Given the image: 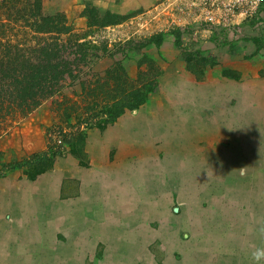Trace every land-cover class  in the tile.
<instances>
[{
	"label": "rangeland",
	"instance_id": "obj_1",
	"mask_svg": "<svg viewBox=\"0 0 264 264\" xmlns=\"http://www.w3.org/2000/svg\"><path fill=\"white\" fill-rule=\"evenodd\" d=\"M193 1L43 0L44 13L64 12L81 32L86 29L81 14L86 4L124 16L116 24L94 28L87 37L108 41L111 47L160 31L171 39L145 49L160 56L163 73L158 91L141 107L125 111L104 127L89 128L83 136L64 137L58 126L69 130L67 122L48 99L0 137V177L16 173L17 178L35 180L53 169L54 162L63 165L74 158V166L89 167V139H101L116 127L121 133L111 134L117 142H111L108 158L102 160L113 161L117 174L128 163L141 170L134 187L143 194L140 200H0V264H264L252 255L264 249V115H255V101L242 108L237 69H223L226 58L205 50L215 63L202 76L189 70L182 58L183 46L195 49L212 41L234 54L243 46L237 40L249 39L241 25L195 36L198 25H210L195 21ZM176 27L182 31L181 46L175 42ZM243 53L241 61L250 60L254 52ZM138 57L133 51L126 56L116 50L96 61L93 69L103 73L122 59L135 75ZM182 71L204 88L187 82ZM211 72L226 79H213ZM211 83L218 85L219 93L206 87ZM79 92L77 81L63 87L58 97ZM157 105L175 113H162V119L150 120L149 126L147 121L139 124L144 110L150 107L155 114ZM26 138L33 139L36 149L22 147ZM46 153L53 163L38 171L34 163Z\"/></svg>",
	"mask_w": 264,
	"mask_h": 264
},
{
	"label": "trees",
	"instance_id": "obj_2",
	"mask_svg": "<svg viewBox=\"0 0 264 264\" xmlns=\"http://www.w3.org/2000/svg\"><path fill=\"white\" fill-rule=\"evenodd\" d=\"M42 8L43 0H0V137L48 99H53L54 111L69 127L58 126L59 135L75 137L139 108L158 91L163 73L160 56L145 49L151 44L159 46L165 32L132 37L111 47L108 41L95 42L87 37L94 28L116 24L124 16L86 4L81 11L86 29L81 32L64 12L44 13ZM173 31L176 44L181 46L180 27ZM116 45L123 55L131 51L139 54L135 75L129 73L122 59L103 73L93 69L96 61L113 55ZM182 52L188 69L199 76L215 63L214 57L201 49L183 46ZM77 81L79 93L58 97L63 87ZM73 117L77 118L75 123L70 122ZM52 163V156L46 153L34 165L44 171Z\"/></svg>",
	"mask_w": 264,
	"mask_h": 264
},
{
	"label": "crops",
	"instance_id": "obj_3",
	"mask_svg": "<svg viewBox=\"0 0 264 264\" xmlns=\"http://www.w3.org/2000/svg\"><path fill=\"white\" fill-rule=\"evenodd\" d=\"M240 25V29L247 35L245 38L249 40H237V45L243 46L234 54L228 52V46H223L222 49L217 48L212 41L202 42L197 44V47L203 51L213 50L222 57V59L226 58L227 62H225L223 69H227V71L237 69V74H234V76L240 80L239 91L242 108H246L244 104L247 105L255 101V115L261 116L264 115V57L262 56L264 50L258 39L250 36V34L254 32L250 23L243 22ZM170 39L171 37L169 38V35H167L160 45L169 42ZM229 43L232 44L234 42L232 41ZM246 50L254 53L250 60L242 59L241 61L244 55L243 52ZM240 62L244 63L242 64ZM247 63L252 64L248 65ZM211 73L212 75L209 77H214L213 79H226L224 75L220 76V74L214 75L213 72ZM181 74H183L182 76H184V78L186 77L187 82L191 84L196 82L194 76L192 77L191 74L190 77L183 71ZM194 85L197 86V84ZM206 87L208 89L210 88L213 93H219L217 90L218 85L215 83H211ZM203 88L204 87L198 89ZM141 105L139 107H141ZM148 106H150V104H148ZM169 107L171 106L169 105ZM169 107L166 105H159L157 110L159 114L162 110L161 113L166 115L174 114L175 111L169 110ZM181 107L184 109L188 108L183 105ZM152 115L150 107L148 110H144L143 114L139 116V124H141V121H145V118L147 125H152L151 121H148L152 118ZM158 119L160 120L161 116H158ZM111 130L115 131L111 133L113 135L121 133L120 129H118L117 132L116 127H113ZM111 134L105 133L101 139L96 136L89 139V145L91 147V149H89L90 154L88 155V157H90L89 167L74 166L76 161L72 158L73 160H69L70 163L66 162L63 165L54 162L53 169L42 172L35 180L17 178L16 173H10L0 177V200H140L143 194L139 189L137 190L134 187V180H136L135 177L139 178L141 170H134L132 166L129 167L128 163L125 168H122L117 174L114 169L113 161H105L104 163L102 160L108 158L105 153L109 152L108 149L111 142H117V137L114 138ZM32 141L33 139H23L22 143L24 146L22 145V147H26V151H29L30 148L36 149ZM131 153H133L132 150ZM127 154H129V152H127ZM99 160L103 162L105 166H100L97 162ZM61 195H63V197H61Z\"/></svg>",
	"mask_w": 264,
	"mask_h": 264
},
{
	"label": "built area",
	"instance_id": "obj_4",
	"mask_svg": "<svg viewBox=\"0 0 264 264\" xmlns=\"http://www.w3.org/2000/svg\"><path fill=\"white\" fill-rule=\"evenodd\" d=\"M193 5L197 10L195 21L210 25L206 29L199 28V25L193 28L195 36H203L204 31L213 33L216 28H234L249 22L255 31L254 38L264 45V0H194ZM61 141L58 139L59 144Z\"/></svg>",
	"mask_w": 264,
	"mask_h": 264
},
{
	"label": "bare ground",
	"instance_id": "obj_5",
	"mask_svg": "<svg viewBox=\"0 0 264 264\" xmlns=\"http://www.w3.org/2000/svg\"><path fill=\"white\" fill-rule=\"evenodd\" d=\"M181 75H183V74H181ZM184 79H185V78H184ZM189 80H190V79H189ZM181 81H182V80H181ZM179 82H180V81H179ZM177 83H178V82H177ZM178 84H179V83H178ZM197 86H198V85H197ZM184 89H185V87H184ZM195 89H196V88H195ZM192 90H193V89H192ZM197 91H198V90H197ZM184 92H185V91H184ZM187 93H188V92H187ZM190 93H192V92H190ZM197 94H198V92H197ZM192 95H193V94H192ZM203 95H204V93H203ZM179 97H180V96H179ZM189 97H190V96H189ZM201 100H202V99H201ZM184 101H185V100H184ZM174 103H175V102H174ZM183 103H184V102H182V104H183ZM187 103H188V102H187ZM205 103H206V101H205ZM188 104H189V103H188ZM169 105H170V104H169ZM171 105H172V104H171ZM173 105H176V104H173ZM197 105H198V104H197ZM162 111H163V110H162ZM162 111H161V112H162ZM161 112H160V114H159V111H158L157 113L155 112V114L152 113L153 115L151 116L152 118H150V120H151V121H153V120H157L156 117H158V116H162V113H161ZM163 114H164V113H163ZM194 117H195V116H194ZM206 118H207V117H206ZM214 118H215V117H214ZM161 119H162V118H161ZM144 120L146 121L145 118H144ZM150 120H148V121H150ZM184 120H185V119H184ZM182 121H183V120H182ZM185 122H186V120H185ZM175 123H176V121H175ZM205 124H206V123H205ZM195 125H196V124H195ZM146 126H147V125H146ZM190 126H191V125H190ZM192 126H193V125H192ZM203 126H204V125H203ZM203 126H202V127H203ZM147 127H148V126H147ZM208 127H209V125H208ZM155 128H156V127H155ZM150 131H151V130H150ZM114 132H115V131H114ZM205 132H206V131H205ZM213 132H214V131H213ZM129 133H130V132H128V134H129ZM134 133H135V132H134ZM193 133H194V132H193ZM203 133H204V132H203ZM131 134H132V133H131ZM152 134H153V133H152ZM165 134H166V133H165ZM183 134H184V133H183ZM132 135H133V134H132ZM142 135H143V134H142ZM163 135H164V134H163ZM189 135H190V134H189ZM194 135H195V134H194ZM194 135H193V136H194ZM184 136H185V135H184ZM142 137H143V136H142ZM200 137H202V136H200ZM200 137H199V138H200ZM191 138H192V137H191ZM184 139H185V138H184ZM192 139H193V138H192ZM170 141H171V140H170ZM185 141H186V139H185ZM185 141H184V143H185ZM194 141H195V140H194ZM144 143H145V142H144ZM188 143H189V142H188ZM164 144H165V143H164ZM166 144H167V143H166ZM173 144H174V143H173ZM180 144H181V143H180ZM182 144H183V143H182ZM185 144H186V143H185ZM185 144H183V146H185ZM143 145H144V144H143ZM186 145H187V144H186ZM189 145H190V144H189ZM146 146H147V145H146ZM195 150H196V149H195ZM215 150H216V149H215ZM215 150H214V151H215ZM191 152H192V151H191ZM193 152H194V151H193ZM183 153H184V151H183ZM185 154H186V153H185ZM224 154H225V153H224ZM195 155H196V154H195ZM196 156H198V155H196ZM156 157H157V156H156ZM152 158H153V157H152ZM182 159H183V158H182ZM185 159H186V158H185ZM199 159H200V158H199ZM151 161H152V160H151ZM190 162H191V161H190ZM190 162H189V163H190ZM199 162H200V161H199ZM201 162H202V161H201ZM142 163H143V162H142ZM150 163H151V162H150ZM184 163H185V161H184ZM138 164H139V163H138ZM186 164H187V161H186ZM199 165H200V164H199ZM153 166H154V165H153ZM194 166H195V165H194ZM150 167H151V166H150ZM137 169H138V168H137ZM134 170H135V169H134ZM154 170H155V169H154ZM157 170H158V169H157ZM137 171H138V170H137ZM142 171H143V170H142ZM123 175H124V174H123ZM158 175H159V174H158ZM116 176H117V175H116ZM142 177H143V176H142ZM111 178H112V177H111ZM113 178H114V177H113ZM120 178H121V177H120ZM120 178H119V179H120ZM109 179H110V178H109ZM144 179H145V178H144ZM51 184H52V182H51ZM50 186H51V185H50ZM48 187H49V186H48ZM120 194H121V193H120ZM248 252H249V251H248ZM246 253H247V252H246Z\"/></svg>",
	"mask_w": 264,
	"mask_h": 264
},
{
	"label": "clouds",
	"instance_id": "obj_6",
	"mask_svg": "<svg viewBox=\"0 0 264 264\" xmlns=\"http://www.w3.org/2000/svg\"><path fill=\"white\" fill-rule=\"evenodd\" d=\"M252 255L257 262L264 260V249H257Z\"/></svg>",
	"mask_w": 264,
	"mask_h": 264
},
{
	"label": "water",
	"instance_id": "obj_7",
	"mask_svg": "<svg viewBox=\"0 0 264 264\" xmlns=\"http://www.w3.org/2000/svg\"><path fill=\"white\" fill-rule=\"evenodd\" d=\"M175 210H177V208H175Z\"/></svg>",
	"mask_w": 264,
	"mask_h": 264
}]
</instances>
